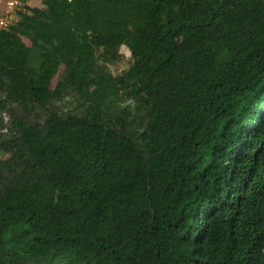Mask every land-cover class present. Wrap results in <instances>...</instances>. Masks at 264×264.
Listing matches in <instances>:
<instances>
[{
	"label": "trees",
	"instance_id": "16d2710c",
	"mask_svg": "<svg viewBox=\"0 0 264 264\" xmlns=\"http://www.w3.org/2000/svg\"><path fill=\"white\" fill-rule=\"evenodd\" d=\"M41 1L0 26V264H264V0Z\"/></svg>",
	"mask_w": 264,
	"mask_h": 264
},
{
	"label": "rangeland",
	"instance_id": "374dc122",
	"mask_svg": "<svg viewBox=\"0 0 264 264\" xmlns=\"http://www.w3.org/2000/svg\"><path fill=\"white\" fill-rule=\"evenodd\" d=\"M13 1H15V4L11 3ZM29 1L30 0H0V19H4L6 21L7 23L6 26H8V28L18 21L19 19L18 11L25 10L29 6L28 5ZM30 6L42 7V1L36 0L35 2H32ZM23 40L28 45L31 44L29 39L23 38ZM120 52H121L120 60L109 64L110 71L115 75H119L123 73L125 70H127L132 61L131 52L126 45H123L121 47ZM62 71L63 68L60 69L58 75ZM56 82H57V77L53 80V87L56 85ZM80 98L77 96H68L63 101H58L56 105L61 112H68L72 110L75 106L82 103V100Z\"/></svg>",
	"mask_w": 264,
	"mask_h": 264
},
{
	"label": "built area",
	"instance_id": "2783aa9c",
	"mask_svg": "<svg viewBox=\"0 0 264 264\" xmlns=\"http://www.w3.org/2000/svg\"><path fill=\"white\" fill-rule=\"evenodd\" d=\"M11 3H14L15 4V1H13V2H11ZM6 21L4 20V19H0V26L1 27H4V26H6Z\"/></svg>",
	"mask_w": 264,
	"mask_h": 264
},
{
	"label": "crops",
	"instance_id": "0c3cea01",
	"mask_svg": "<svg viewBox=\"0 0 264 264\" xmlns=\"http://www.w3.org/2000/svg\"><path fill=\"white\" fill-rule=\"evenodd\" d=\"M36 0H30L29 2H28V5H31V3L32 2H35Z\"/></svg>",
	"mask_w": 264,
	"mask_h": 264
}]
</instances>
